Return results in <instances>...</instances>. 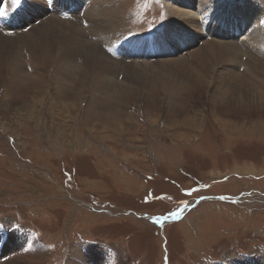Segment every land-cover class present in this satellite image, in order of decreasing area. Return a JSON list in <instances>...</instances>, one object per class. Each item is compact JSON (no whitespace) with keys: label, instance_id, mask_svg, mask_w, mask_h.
Returning <instances> with one entry per match:
<instances>
[{"label":"rangeland","instance_id":"obj_1","mask_svg":"<svg viewBox=\"0 0 264 264\" xmlns=\"http://www.w3.org/2000/svg\"><path fill=\"white\" fill-rule=\"evenodd\" d=\"M9 1L18 35L67 19L47 0L42 16L21 13L35 0L19 12ZM178 1L109 2L117 42L99 43L118 68L78 60L81 76L55 86L47 61L0 57V264H264V56L245 68L253 44L239 40L260 26L217 29L213 12L254 0ZM198 5L208 30L170 24L182 22L166 6ZM214 42L245 54L205 64Z\"/></svg>","mask_w":264,"mask_h":264},{"label":"bare ground","instance_id":"obj_2","mask_svg":"<svg viewBox=\"0 0 264 264\" xmlns=\"http://www.w3.org/2000/svg\"><path fill=\"white\" fill-rule=\"evenodd\" d=\"M99 1L101 0H90V2L89 0H47L46 4H48V2L50 3L48 4L47 8H50V10H53L58 15L63 14L64 17H66L67 19L65 18L66 19L65 22H63L54 17L52 18L48 17V19H46L44 23H41L37 28H33L34 30L29 29L31 32H28L27 35H24L26 37H24L23 35H18L19 31L16 32V30L13 29L14 24L10 22L9 20L10 15L7 16V12H6L7 2L6 4L4 3L3 6H0V8L2 7L0 11H2V13L4 14V17L1 18V20H4V25L1 27V29L7 30V31L11 30V32L7 33L1 30L6 35L3 36L0 33V57L4 60L11 59L10 63H12V60L18 57L17 49H21L22 53L23 51H26V53L27 52L30 53L36 59H40L44 70H46L45 69L46 65L50 63V68L52 66L53 70H52V75L51 76L48 75V76L50 79L54 78V80L52 81H53V84H55V86L57 83V82L55 83V80L57 81L58 79V78L55 79L56 76L57 77L62 76L66 78V77H70L71 74H74V76L76 74L77 76L78 74L80 75L83 72L80 67L74 64V63H77L78 60H80V63L92 65L91 67H93L94 69L100 68L101 64L105 65L106 62L109 63L111 66L117 67L118 65H116V62L113 63V61L112 62L108 61V58L103 54L101 50L102 48L100 45L102 42H106L107 44L108 43L113 44L117 42L116 41L117 39H115L116 34H114L115 33V28H114L115 23L113 22L114 25L112 23V21L116 20L117 18V16L116 15L114 16L113 14L117 12L116 10L114 11L115 8L111 7V3H109L111 0H102V2H99ZM180 1L181 2L185 1V4L191 3V0H183V1L180 0ZM180 1L178 2L180 3ZM34 2L35 4L31 2L29 3V5H26L25 9L21 10V13L29 14V11H30L31 14L41 15L42 9L45 5L42 7V4H41L42 0L40 2H38V0H35ZM86 3H88L87 7H86ZM250 4H251L250 7H249V4H247L246 6H244L245 10L243 11V9H240L239 12L238 11L236 12L237 9L234 10V8H232V6H230L229 4L222 5L224 7L230 8L229 11L227 9L220 8V7H218L217 9L216 8L217 4H216L215 7L213 5V8H214L213 12L216 11L215 16H217V22L214 21V23L216 22L215 27L217 29L218 27L220 28V25H221L220 23H223V21L225 22L226 20H231L232 22L237 24V27L233 29V27L230 26V24L228 25L233 29V31L235 30L234 32L237 34L241 29L240 26L242 27L245 26L246 22L249 21V18L251 19V23H252L251 25H253V27H257V26L261 27V28L259 27V31L257 32L255 31V33H252V34H251L252 31H251L249 32L250 35H247V36L245 35L246 38L243 37L239 39L240 41L242 40L245 41V39L252 40L251 42L253 45L248 43L246 46H243V48H246V52L249 55V57H247L246 59L247 62L244 64V67L249 70L250 69L254 70V68H256L255 67L256 65L258 64L260 66L262 65V62H261L262 59L258 58V56L259 55L264 56V23H263L264 18H262L264 17V11H263L264 10V0L250 1ZM200 5H198L196 9L195 7L194 9L191 8V10H189L186 7H181V6H175V7L172 6V7H169L171 8L169 9L166 6L165 8L169 12L170 19L172 21H176V18H177L179 21L182 22V23L170 22V24H172L173 26L179 27L180 29L186 26L192 27V29H195L197 26H199V24L201 27H204V28L207 27L209 23L206 22V20L203 21V18L200 21V18H201L200 15L199 16L198 15L195 16V14L194 16L191 15L193 14V11L199 9ZM21 7L22 5H20L19 7L12 5L11 0L8 2V8L11 10L14 9L17 12H19ZM28 7L31 8V10L28 9ZM81 7L86 12V15L90 16V18L87 20V23L89 24V27L91 26V28H89L88 31L90 32V35L93 37L92 38L93 41H90L85 36L82 28L78 26L79 24L80 25L82 24L79 22H82L85 19H81L79 15L78 16L74 15L77 8H79L78 9L79 11L82 10ZM251 8H253V10L257 13L258 16L256 14H254V16H251V14L253 13L251 12L252 11ZM205 16H209V14H206ZM17 17L21 18L22 15H17ZM69 17L70 19L74 18V20L67 21ZM192 18H195L196 22L192 20ZM210 18L211 17H209L208 19L206 18V19L209 20ZM234 23L231 25H234ZM260 23L261 24L263 23V25L261 26ZM231 28H226V29L228 31H231L229 30ZM205 29L208 30L207 28ZM197 30H201V29H197ZM76 31H79L78 35L76 34ZM112 34H114L113 37H111ZM244 34L245 33H242L239 37H241ZM99 41L101 43H99ZM162 41L163 39H161V41H158V39H155L154 44L157 45V48L159 49L157 51H161V49L163 50V49L168 48L166 46H165L166 48H161L160 44H162L161 43ZM190 41H192V38L188 37L185 42L186 44H188ZM171 42H173L171 43L172 45L175 44V41H173L172 39H171ZM210 44L211 46L208 48V50L205 51V55H204L205 64L209 63L210 61L212 62V61L218 60L219 57H221L223 58V61L231 60L233 64L235 65V63H237V61L240 60V58L242 59V56H244L245 54V52L243 54L242 52L243 50L241 49V47L237 48L236 46H231L229 44H221V43H215V42L210 43ZM232 49H234L233 50L234 52L232 51ZM46 61L48 62L47 64H46ZM261 67H264V65H262ZM74 69H76V71H73ZM77 70L79 72L78 74H77ZM263 71H264V68H263ZM69 72H71L70 76H69ZM25 78L27 79V77ZM28 79H30V77H28ZM79 85L81 84L79 83ZM237 88L239 87L234 86V85H229V91L232 90L236 92ZM96 257L97 256H94L92 258H96ZM100 258L103 259L104 256H101Z\"/></svg>","mask_w":264,"mask_h":264},{"label":"snow or ice","instance_id":"obj_3","mask_svg":"<svg viewBox=\"0 0 264 264\" xmlns=\"http://www.w3.org/2000/svg\"><path fill=\"white\" fill-rule=\"evenodd\" d=\"M3 3V0H0V4ZM22 3V0H11V4L15 5L16 7H19ZM2 11H0V15H2Z\"/></svg>","mask_w":264,"mask_h":264}]
</instances>
